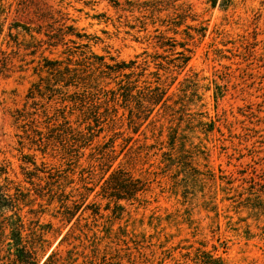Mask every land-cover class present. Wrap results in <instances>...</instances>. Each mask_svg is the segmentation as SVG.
<instances>
[{
	"label": "rangeland",
	"instance_id": "obj_1",
	"mask_svg": "<svg viewBox=\"0 0 264 264\" xmlns=\"http://www.w3.org/2000/svg\"><path fill=\"white\" fill-rule=\"evenodd\" d=\"M33 1L29 6L2 2L0 162L18 194L24 235L41 245L40 264L53 253L58 264H217L218 258L221 264H264V0H180L176 4L189 5L197 19L186 25L207 27L203 39L189 31L193 40H187L185 25L179 35L160 26L175 16L172 6L151 15L126 3L151 0H118L121 8L101 0ZM61 16L89 39L81 50L85 54L73 61L88 59L84 64L107 90L116 89L120 78L106 75L98 58L109 65L144 64L143 81L153 84L159 63L166 67L159 74L170 85L169 105H186L190 116L182 123L180 110L175 118L158 107L153 125L144 124L136 135L122 122H103L99 138L86 149L72 150L70 143L64 152L48 142L44 110L59 121L52 122L55 128L62 124L63 105L51 96L38 101L28 96L34 83L50 76L45 64L66 62L65 49L50 47L44 36L50 25H59L51 17L60 21ZM156 29L178 43L186 39L191 59L184 69L177 68L183 49L158 48ZM105 109L98 105L102 115ZM70 110L66 117L72 126L84 129L93 115L89 108L84 115L83 108ZM116 110L110 114L128 116L121 107ZM18 113L23 120H16ZM197 120L214 123L213 131H201ZM38 127L43 145L33 132ZM175 129L185 140L182 153L168 143ZM110 140L118 156L114 167L121 166L129 183L128 192L119 181L108 186L118 199L105 197L100 168L96 176L90 168L112 146ZM86 188L94 191L81 204ZM67 199L66 207L60 201Z\"/></svg>",
	"mask_w": 264,
	"mask_h": 264
},
{
	"label": "trees",
	"instance_id": "obj_2",
	"mask_svg": "<svg viewBox=\"0 0 264 264\" xmlns=\"http://www.w3.org/2000/svg\"><path fill=\"white\" fill-rule=\"evenodd\" d=\"M101 1L108 2L114 8H121L118 0ZM179 1L180 0H151L149 2L138 3L137 5H133V3L129 1H126V3L132 8L131 10L138 6L137 10L145 8V10H148L151 15L161 13L165 8H170V6H172V8L176 10L175 16L170 17L169 20L159 21L161 23L160 26L165 27L166 32L171 31L174 35H179L178 29L185 25L186 29L184 30V33L187 40L194 39L193 34L189 31H193L196 36L203 39L206 36L207 27L203 26L202 23L198 28L194 29H191L189 25H186L188 21L196 22L197 19L193 14L192 8L185 3L176 4ZM2 2L3 0H0V21L6 10L5 5ZM21 2L23 6H29L34 3L33 0H21ZM90 2L94 3V0H90ZM121 10L124 11V9ZM60 18V21H58L51 17L54 21L53 23L59 25L56 28H54L53 25H50L51 31L45 32L44 36L47 38L46 44L50 47L61 46L65 49L64 51L66 53L64 52L63 54L67 55L66 62L59 60L45 64L47 75L50 74V76L48 78H40L39 82L34 83L28 96V98L34 101L45 98L49 99L51 96L63 105L61 106L62 112L59 117L62 120L60 121L62 124L59 125V123H57V125H54L56 126L55 128H51V125L59 121L54 120L52 116L50 117L47 109L44 110L45 118L48 120L49 124L47 129L49 135L46 137L48 142L58 144L56 146L63 148L64 152L69 149L70 143L75 144L72 146V150L86 149L93 144L94 140L99 138L100 134L98 135V133L100 132H98V130L101 129L103 122H110L111 125L115 124L117 121L122 122V127L125 125L127 130L133 135H136L144 124L147 123V127L153 125L155 117L152 119V116L158 107L164 111L169 110L170 116L175 118H179L178 111L180 110L182 123L185 122L183 121V118L188 116L186 105L178 104L177 108L169 105V102L172 100V98L168 96L170 85H167V78L164 81L159 74V71L166 70V67L162 64H157L158 71L153 73V77L155 78L153 84L147 80L143 81L145 72H147V68L143 67L144 64L141 67L136 61H131L129 63L123 62L120 64L115 63L109 65L105 63L104 58H98V60L101 61L106 75H115L117 78H120L116 89L107 90V87L103 85L102 81L97 79L95 74L90 72V67L84 64L89 62L88 59L83 58L82 61H84V63L80 64L73 61V59L80 54H85L81 50L88 48L89 43H85L88 42V37L79 33L74 25H69V19H64L62 16ZM1 32L2 31L0 30V33ZM155 32L160 33L158 40L156 41V46L158 48L163 49L164 51H172L179 45L183 49L182 52L177 53L181 56V65L177 68L184 69L191 59L190 56L185 54V52L191 53V50L188 49L186 39H183V42L178 43L175 38L165 36L159 29H156ZM37 33L41 34L40 32ZM69 43L72 44V46H70ZM32 48L35 47H31V49ZM0 53L5 54L3 51H0ZM144 63L146 65L148 61L145 60ZM70 88H75V92L69 94L68 90ZM101 103H104V105L107 106V109L103 112L104 115L97 110L98 105ZM117 106L127 112L128 116L126 118H124L125 115H123L122 118L124 119L121 120L117 115L110 114L109 110H113L117 113ZM73 107L77 109L83 108L82 111H80L81 109L79 110L82 115L85 114V109L88 110V108L93 114L92 117H86L85 122L87 123V126L84 129H82L81 126L74 128L68 117H66V113H71L70 109ZM18 114L16 120H23V115L20 116L21 113ZM35 122L36 120L33 119V123ZM90 122H92L93 125ZM197 122V124H199L198 127H201V131L205 130L207 133L213 131L214 123L208 124L198 120ZM21 127L27 135L29 130H27L26 127ZM60 127L61 129H59ZM207 127L209 129L206 130L205 128ZM39 130L40 127H38L37 130L33 129V132L37 133L39 136V142L43 145L45 144V137L39 132ZM182 136L183 135L179 133L178 129H175L168 134V143L171 147V151H178V149L181 150L182 144L183 147L185 146V140ZM132 141L133 137L124 139L125 145L122 152ZM110 142L112 146L105 149L102 154L103 158H96L94 163L97 165H91L90 168L93 176H96L95 168H100L101 176H99V181H103V186L101 188L105 193V197L118 199L116 195H111L112 193L107 192L108 186L114 182L116 184L119 181L121 183H119L118 187L125 190V192H128L125 188H127L129 183L126 181L127 173H124L121 166L117 168L114 167V163L118 156H116V151L113 146L115 144L114 141L110 140ZM131 150L132 148L130 151ZM180 153H182V150ZM72 156L73 152L70 153V157ZM129 182H131V180H129ZM11 183L8 167L0 162V264H40L41 258L39 252L42 250L41 245H36L34 243L35 241H28L27 237L24 235L25 224L20 214L21 211H19L20 201L18 200V194L13 192ZM85 190L86 193L81 195L79 201L81 204H85L90 193L94 191V189L87 188ZM137 191L139 190H135V192ZM60 202L67 207L70 200L67 199V201ZM74 216L75 213L70 214L69 221ZM55 256V253H53L43 264H58ZM210 258L212 262H214V258ZM216 262L217 264H221L220 258L216 259Z\"/></svg>",
	"mask_w": 264,
	"mask_h": 264
}]
</instances>
